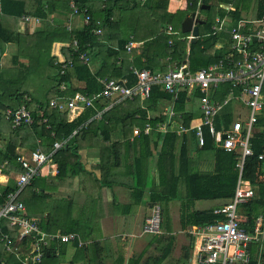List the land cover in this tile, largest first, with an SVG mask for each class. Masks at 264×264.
I'll use <instances>...</instances> for the list:
<instances>
[{"label": "trees", "instance_id": "16d2710c", "mask_svg": "<svg viewBox=\"0 0 264 264\" xmlns=\"http://www.w3.org/2000/svg\"><path fill=\"white\" fill-rule=\"evenodd\" d=\"M70 1H73L80 12L85 11L90 16L88 23L82 29L67 30L64 26H55L52 31H47L31 22L22 24V27L17 29L18 25L16 24L0 21V52L8 43L13 42L18 46L17 54L12 55L11 61L14 66L0 67V135L5 134L6 137L4 141L0 138V171L8 176L7 181L0 184V204L10 191L16 189L14 176L17 175V172L23 171L21 164L16 160L20 153L19 149L32 151L38 148L49 153L54 149L55 141L61 142V146L54 149L51 155L59 170L53 179L59 180L65 175L64 173L62 175L61 172L62 170L65 172L66 165L72 174L82 170L80 153L84 149L86 150L87 143L92 146L96 140L101 142L99 146H101L100 155L102 157L116 156L119 149L122 148V144H128L137 149V159L134 161L135 168H133V188L140 192L147 189L149 202H152L153 206L160 204L159 206L162 207L163 203L168 202L169 199L181 197L197 200L209 199L218 202L217 206L228 203L233 198L238 179V168L236 167L240 155L238 150L226 152L211 144L208 138L207 144L201 147L200 152L213 153L214 170L212 172L194 171L191 159L187 160L184 156L181 157V151L179 153L174 151L177 136L173 131L172 122L168 124L165 132L157 131L154 127L152 134L143 132L138 135L132 134L134 127L142 128L146 122H150L153 126L165 123L163 116L147 118L146 110H154L157 103L166 100L173 104L172 111L175 115L172 121L175 123V127L177 123L190 125L189 122L193 118L201 115L200 108L198 107L199 111L197 108L199 106L198 99L201 96L199 90H194L191 95L185 90H180L174 95L165 93L159 85H153L149 98L143 100L144 106L127 111L119 118L114 113L111 114L112 111H115L116 104L112 105L108 112L100 118L95 117L98 113L97 110L101 109L108 101L100 103L101 98L96 101L95 107H85L72 120L68 119V109L61 110L51 104L55 97H70L77 91L88 94L100 92L103 84L98 80L99 78L125 79V84L131 86L137 81L132 68H144L153 72L163 64L162 59L167 56L168 61L165 62H168L169 66H178L184 61L187 46H189L188 63L192 70L215 63L227 55L231 42L228 38L221 39L219 34L214 31L212 28L214 18L206 17V22L201 24L207 25L205 31L199 34L195 42L188 43L183 38L186 33L181 31V21L186 14L194 12L197 8L200 9L198 7L199 0H188L187 8L175 13L167 11V0H145L143 3L139 0H0V15L30 14L42 21L54 15L56 11H63V13L70 11L71 13ZM216 2L218 3L220 0H216ZM204 4L210 5L211 8L209 0H202L199 5ZM218 9L221 17V12L224 13L225 10ZM119 11H124V14L131 11L136 18H138L137 15L147 16L151 19V23L158 25V28H163L162 32L157 35L158 28L156 27L155 31L149 32L145 36L140 23L137 28H127L133 35H136L138 41L142 39L144 41L139 48H134L127 55L120 56L121 51L125 50L123 46L127 42V38H122V36L118 39L119 42L116 41L118 45L114 44L116 42L109 45L113 41L112 38L110 39L113 32L111 31L114 24L113 17L115 18ZM201 11L204 10L201 9ZM263 12L264 3L260 4L256 16L261 17ZM235 14L237 15V13ZM168 25H172L177 34H167L165 28ZM96 28L101 29L99 34L93 32V29ZM151 30L153 29L151 28ZM74 39L76 46L71 44ZM136 39L134 38V40ZM170 39L171 43L168 42ZM58 40L69 42L64 52L66 57L71 55L73 59V66L67 68L63 74L59 73V64L50 54L52 43ZM29 43L31 44L30 50H27L24 47ZM82 52L87 54L88 61L94 57L101 59V65L95 72H92L88 64L80 59ZM108 55L112 58L111 60L107 58ZM118 57H120V64L117 62ZM20 58L23 60L21 61ZM29 73L33 76L32 80L27 77ZM61 83L65 84L64 89L60 88ZM81 83L83 87L77 86ZM39 87L48 92L47 97L40 99L32 94ZM230 89L229 82L222 83L214 90L212 96L214 99H222L228 96ZM50 91L52 93H49ZM138 99L131 98L132 102L134 100L137 102ZM190 103L193 106L189 110L188 104ZM20 105H24L30 111L33 120L31 124L13 127L11 117L6 116V110L15 109ZM231 116V105H227L222 110L220 118L217 119V127L220 128L221 123L227 126L231 121ZM2 119L7 123L5 128L2 127ZM43 119L46 120L43 121ZM254 127L256 130L250 138L253 155L245 157L241 175V179L247 180L255 190L254 197L249 202L240 205L244 213L250 217L243 225L246 229L253 227L258 215L264 213V178L260 179L259 177L261 174L264 175V161L257 158L259 153L264 152V113L258 116ZM123 137L125 138L124 142L120 140ZM182 146L183 144H181ZM149 158L153 159L155 176L149 173L146 164ZM202 158L200 157L201 160ZM178 162L180 163L177 165ZM42 182H45L44 178L36 177L30 185L21 191L19 198L25 206L22 213L35 218L42 230L57 232L56 228L52 229L51 225L53 221L55 227H60L59 219L52 216V213L60 214L57 209L53 208L51 213L41 215V217H37L34 213L35 206L37 207L36 202L45 199L48 195ZM140 192L138 193L140 194ZM213 208L193 212L190 215L193 224L205 225L225 217L213 213ZM160 213L161 230L164 228L162 208ZM0 228V238L1 235L8 234L13 242H17L18 238L11 232L12 229L16 232V227L9 226L7 220L2 219ZM73 230V228L64 230L62 233L77 234V229ZM28 242L29 240L24 238L19 241L18 245ZM73 242L78 247L76 238ZM3 243L4 241L0 239V264H22L16 258L18 252L6 251ZM52 248L56 247L52 245ZM85 248H87L86 245L79 247L80 250ZM45 254L41 262L36 264L46 263L52 258V253L49 256H45ZM249 264H264V246L260 249V244L257 242L251 245Z\"/></svg>", "mask_w": 264, "mask_h": 264}, {"label": "crops", "instance_id": "0c3cea01", "mask_svg": "<svg viewBox=\"0 0 264 264\" xmlns=\"http://www.w3.org/2000/svg\"><path fill=\"white\" fill-rule=\"evenodd\" d=\"M139 1L143 3L145 0ZM167 1V11L172 13H175L178 10H185L189 3L188 0ZM71 2L73 1H70V3ZM220 3L228 8H222L223 10H225V12H221V17L220 14L214 16L212 28L219 34L221 39L226 40L230 37V31L236 28L240 23H244V29H249V27L251 28L257 26L258 23L254 24L252 21L253 19L259 18L256 16L257 10L260 4L264 3V0H221L219 2V5ZM219 5L218 8H220ZM201 6L202 5L198 4L199 8ZM203 10L207 11L208 9ZM194 12H196L197 18L201 19L203 22H206V17L201 15V8H197ZM191 13L192 12L186 14L184 18L186 16H189ZM235 13H237V15ZM24 15L27 14H23L22 16L1 14L0 21L9 24H16L18 25L17 29L21 28L22 24L24 25L31 22L33 24H38L39 28L47 31H52L55 26H64L67 30H79L84 26L83 14H74L72 13V10L71 13L70 11H68V13H63V11H56L54 15H51L47 19L39 22H33V19H31L30 22H26L22 19ZM137 17L138 18H136L131 11L125 14L124 11H119L118 15L115 18L113 17L114 24L111 28V31L113 32L111 33L110 37V39L112 38L113 41L109 45L113 44L116 41L119 42L118 39L123 36L122 38H127V42L123 46L125 49V45L131 38L136 39V35H133V33L131 31H128L127 28H137L139 23L145 36H147L149 32L151 33L155 31L156 27L158 28V25L151 23V19L147 18V16L137 15ZM203 25L199 24L198 26L199 34L202 31H205V29L207 28V25ZM169 26H171L172 28V25H168L167 28ZM151 28L153 30H151ZM167 28H165V32L167 34H177V32L173 28L171 32H168ZM162 29L163 28L160 27L157 29V35H160ZM188 35H191V32H186V35L183 38H185L187 42L190 43L191 39H187ZM136 40L134 48H139L143 45V39L141 41ZM117 42L114 44L118 45ZM168 42L171 43V39ZM30 45L31 44L29 43L24 48L30 50ZM68 45V41H54L51 45L50 54L54 56L56 60L62 61L66 58V54L64 51L67 49ZM17 52V44L13 42L8 43L5 46L4 50L0 52V67H12V55L17 54ZM188 52L189 46L186 47V56L184 60H188ZM125 55H127V52L125 50L121 51L120 56ZM109 56L110 55H108L107 58L111 60L112 58ZM165 58L162 59L163 64L153 70V72H162L165 68H173L177 66H169L168 62H165L168 61V56ZM20 60L22 61L23 58H20ZM119 60L120 57L117 58L118 64H120ZM87 64L90 67L91 71L95 72L101 65V59L96 57L91 58ZM27 77L29 80L33 79L31 73H29ZM101 79L105 78H99L98 80L100 81ZM77 86L83 87V84L81 83ZM49 93H52V91H50ZM229 96L230 95L228 94V96L226 97ZM68 97L69 96H66L64 98ZM116 98L118 97L112 96L109 99L101 98V100H99L100 103L104 102L105 100L108 101L107 103H104V106L101 109L97 110L98 113L95 115V117L100 118L103 114L108 112V109H110L114 104H116L117 107L115 111L111 112V114L114 113L117 118L121 117V115H124L127 111L133 109L135 110L138 106H144L143 100L145 99L143 98H139L137 102H134L136 101L134 100V103L130 98H123L119 101ZM110 104L111 106L109 107ZM229 105H231V112H233L234 110L240 111V109L234 104L233 98ZM172 106L173 104L169 100L157 103L154 110H146L147 118L163 116L165 118V122H167L168 124L172 122L171 125L174 126L173 131L177 136L174 151H176V153H179V151H181V157L184 156L187 160L191 159V165L193 167L192 170L212 172L215 167V161L212 157L213 153H201V147L207 144L208 138L211 141V144H213L215 147H222L213 140L207 127L203 128V135L205 140L203 146L198 145L195 132L192 129L178 134L175 131V128H177L178 125L182 123H177L175 127V123L172 121L175 115L172 111ZM192 106V103L188 104V109L190 110ZM93 107H95V105ZM198 107L199 106H197V108ZM82 110L83 109L80 108L70 109L68 111V119H74L81 113ZM234 118L235 115H232L231 121ZM200 119L201 115H198L189 123L193 124ZM254 130H256L255 127ZM124 139L125 138L123 137L120 140L124 142ZM100 144V140H96L92 144V146L87 143L88 146L86 147V150L84 149V151H81L80 161L83 165V168L79 173L72 174L71 171H68V165H66L65 172L63 170L61 172L62 175L63 173L65 175L61 179L56 180L53 179L54 175L52 173V164H54L55 162L50 159V162L45 164V166L43 167L42 177H44L45 182L42 183H44V186L46 187V193H56L58 195H61L62 199L66 200L65 203L66 205H69L68 207H70L71 210L69 209V211L66 212L67 214L65 215V217L67 219H71L72 217H74L75 219L79 220L77 232H75L80 236L82 241V244H79V242H77L78 247L75 246L74 242L66 244L63 243V245L62 243L54 242L52 245H54L56 248L54 249L52 248V245H50L49 249L46 251L47 253L45 254V256H49V254L52 253V258L47 262L53 261L57 256L62 254V264H89V259L93 262V264H194L193 258H195L196 261L195 248L199 243V239L191 234L190 230H193L198 226H203V224H193L190 215L196 210H208L213 207V213H215V210L218 207L224 206L227 203L217 206L218 202L216 201L209 199H198L210 201L211 205L203 209H194L190 205L189 201L197 199H185L183 197L174 199L171 198L168 200V202L163 203L161 207L163 211L164 225V228L161 229V232L158 234H143L142 225L145 218L151 214L153 203L149 202L147 189L142 192L136 190L140 192L139 194L133 188V168H135L134 161L137 159L138 151L134 146L122 144V148L119 149L120 151L116 156L107 158L100 155ZM181 144H183L182 147ZM237 150L241 154L240 150ZM19 151L20 153L30 152L23 149H19ZM200 157H203L202 160L200 159ZM179 163L180 162H178L177 165ZM114 164L117 166H113ZM146 164L148 165L149 173L152 176H155L153 159L149 158ZM7 177V174H4L0 171V184L5 183L7 181ZM259 177L260 179H262L264 178V175L261 174L259 175ZM14 178L16 179V176H14ZM237 178H239V170ZM179 190L181 189L179 188ZM174 201L178 202L177 209H175L174 205L171 204ZM231 201L232 199L229 202ZM73 206H76V209ZM238 215L243 225L247 223V220L250 218L247 214L244 213L243 209L240 206L238 207ZM259 216H262L264 218V213L258 215V217ZM80 226L82 228L83 234L85 236L87 235V238L82 239V232L80 233L79 231ZM11 232L13 236L17 237V229L16 232L13 231V229ZM18 243L19 241L14 242V244ZM259 244L260 249H262V243L260 242ZM84 245H86L87 248L80 250L79 247ZM89 246H92L91 252L86 253ZM16 258L21 261L22 264L23 261L27 259V257L22 254L16 255Z\"/></svg>", "mask_w": 264, "mask_h": 264}, {"label": "built area", "instance_id": "2783aa9c", "mask_svg": "<svg viewBox=\"0 0 264 264\" xmlns=\"http://www.w3.org/2000/svg\"><path fill=\"white\" fill-rule=\"evenodd\" d=\"M200 3L201 0L198 4ZM219 7L228 8L221 3ZM70 8L74 14H83L84 25L88 23L89 14L85 11L80 12L73 2L70 3ZM22 19L26 22H30L31 19L33 22L40 21L38 17L30 14L24 15ZM252 22L258 23L257 26L244 29V23H240L232 29L228 38L231 42L230 51L215 63L205 67L192 70L188 60L185 59L180 65L167 68L162 72L132 68L137 81L131 86L125 84V79H101L103 87L98 93L76 92L68 98L57 96L51 101V104L58 109L70 110L94 106L100 98L109 99L112 96H117L118 101L123 98L147 99L153 85H159L162 91L174 95L180 90H185L189 95L194 90L201 92L198 99L201 119L189 126L179 124L175 131L179 134L192 129L195 132L198 145L203 146L205 142L203 128L207 127L213 140L225 151L231 152L239 149L241 154L236 163L239 178L232 201L215 210L216 214L224 215V219L190 230V233L199 239L195 248L198 264H249L251 245L254 242H261L262 247L264 246V218L262 216L257 217L255 225L246 229L238 215V207L251 200L255 195V190L250 183L241 179V171L245 157L253 155L250 138L254 132V125L258 116L264 113V12L261 17L253 19ZM167 30L171 32V26ZM93 32L99 34L101 29H93ZM191 37L192 35H188L187 39L190 40ZM71 44L76 46V40H72ZM134 47L135 40L131 38L125 45V51L129 53ZM80 59L84 63H88V56L85 52L80 54ZM55 62L59 64L60 74L73 66L71 55L62 61L55 59ZM225 82L231 84L230 96L214 99L212 96L214 90ZM60 88L64 89L65 84L61 83ZM232 98L240 111L234 110L232 115H235V118L227 126L221 123L220 128H218L217 119L220 118L222 110L229 105ZM6 116L11 117L13 127L31 124L33 120L30 111L24 105L12 110L7 109ZM45 120L43 119V121ZM167 125L168 123L165 122L153 126L147 122L142 128L134 127L132 132L133 135H138L141 132L150 134L154 127L157 131L165 132ZM60 146L61 142L55 141L53 143L54 149ZM54 149L45 153L37 148L28 153L18 154L16 160L21 164L23 171L17 172L16 189L10 191L0 204V220L5 219L9 226L16 227L17 241L24 238L29 240L28 243L19 246L14 244L8 234H3L0 238L4 241L6 251H16L18 255L22 254L27 257L23 264L40 263L43 255L54 242L72 243L76 238L79 244H82L78 234L42 230L35 218L22 213L25 206L19 198L21 191L30 185L34 178L43 176V167L52 159L51 155ZM257 158L264 160V152L259 153ZM52 167V173L55 176L59 171L58 166L54 163ZM160 212L161 207L158 204L152 206L151 214L145 218L142 225L143 234L160 233Z\"/></svg>", "mask_w": 264, "mask_h": 264}, {"label": "rangeland", "instance_id": "374dc122", "mask_svg": "<svg viewBox=\"0 0 264 264\" xmlns=\"http://www.w3.org/2000/svg\"><path fill=\"white\" fill-rule=\"evenodd\" d=\"M221 1V0H220ZM209 3L211 4V8L210 10L207 11H201V15L204 17H208L209 19H213L215 15L219 14V9H218V5L219 2L217 3L216 0H209ZM27 83L29 84V82L27 81ZM21 84L23 85V83L21 82ZM32 94L36 97V98H44L48 96V92L45 89L42 88H38L36 90H34L32 92ZM2 127L5 128L7 126V123L2 119L1 121ZM1 140L3 139V141L6 139L5 134L0 135ZM52 160V159H51ZM53 161V160H52ZM50 161H48L47 163H49ZM42 177V176H41ZM44 178V177H42ZM49 195V196H48ZM46 195L45 199L39 200L38 202H36L37 207L35 206V215H37V217H41V215H46L48 213H51L52 209H57L59 211L60 214L58 213H52V216H54V218L59 219V223H60V227H55L52 221V229H55V231L57 230V232H62L64 230H68V229H74L76 230L78 228V219H75L74 217H72L71 219H67L64 214L69 211L70 207H68V204L66 205L65 203V199H62L61 195H58L56 193H52ZM59 196V198H58ZM190 205L192 206V208L194 209H203L206 207H209L211 205L210 201L207 200H192L189 201ZM171 204L174 205V208L177 209L178 207V202L174 201ZM76 209V206H73ZM172 207V206H171ZM71 210V209H70ZM175 214V212H174ZM160 217H161V213H160ZM80 233L82 232V228L80 226L79 228ZM82 239L83 238H87V235L85 236L82 232L81 234ZM91 247L89 246L86 253H90L91 252ZM90 257V255H89ZM62 254H60L59 256H57L53 261L50 262H46L43 264H62ZM194 259V264L195 263V258ZM95 260V259H94ZM89 264H93V262L89 259Z\"/></svg>", "mask_w": 264, "mask_h": 264}, {"label": "water", "instance_id": "95a60500", "mask_svg": "<svg viewBox=\"0 0 264 264\" xmlns=\"http://www.w3.org/2000/svg\"><path fill=\"white\" fill-rule=\"evenodd\" d=\"M202 1V0H201ZM201 9H209V5H202ZM203 21L196 16V12H192L189 16H186L181 22V31L182 32H191V42H195L199 35V24H202ZM47 253V252H46Z\"/></svg>", "mask_w": 264, "mask_h": 264}, {"label": "clouds", "instance_id": "9594fccd", "mask_svg": "<svg viewBox=\"0 0 264 264\" xmlns=\"http://www.w3.org/2000/svg\"><path fill=\"white\" fill-rule=\"evenodd\" d=\"M160 232H161V230H160Z\"/></svg>", "mask_w": 264, "mask_h": 264}]
</instances>
